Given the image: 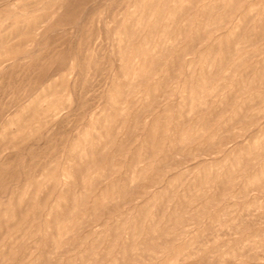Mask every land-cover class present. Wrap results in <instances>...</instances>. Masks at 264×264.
Segmentation results:
<instances>
[{
  "label": "rangeland",
  "instance_id": "obj_1",
  "mask_svg": "<svg viewBox=\"0 0 264 264\" xmlns=\"http://www.w3.org/2000/svg\"><path fill=\"white\" fill-rule=\"evenodd\" d=\"M0 264H264V0H0Z\"/></svg>",
  "mask_w": 264,
  "mask_h": 264
}]
</instances>
